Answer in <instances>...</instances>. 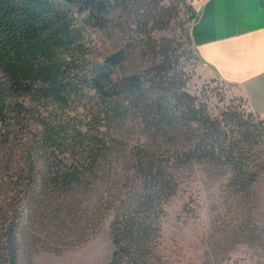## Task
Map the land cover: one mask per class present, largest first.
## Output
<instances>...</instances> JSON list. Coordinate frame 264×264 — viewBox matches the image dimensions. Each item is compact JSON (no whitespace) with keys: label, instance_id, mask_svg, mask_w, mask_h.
<instances>
[{"label":"trees","instance_id":"obj_1","mask_svg":"<svg viewBox=\"0 0 264 264\" xmlns=\"http://www.w3.org/2000/svg\"><path fill=\"white\" fill-rule=\"evenodd\" d=\"M180 2L0 0V264L108 210L106 264H152L182 170L225 165L237 194L264 171V117L188 89L190 26L155 35Z\"/></svg>","mask_w":264,"mask_h":264},{"label":"rangeland","instance_id":"obj_2","mask_svg":"<svg viewBox=\"0 0 264 264\" xmlns=\"http://www.w3.org/2000/svg\"><path fill=\"white\" fill-rule=\"evenodd\" d=\"M193 9L191 0H181L178 17L155 35L177 33L184 40L180 22L185 28L190 26L188 16ZM185 47L192 51L181 57L192 93L207 100L216 113L231 104L253 111L233 85L202 73L193 46ZM181 174L179 190L166 203L152 264H264V171L243 194L228 189L225 165L198 161ZM113 215V210H108L79 235L63 239L59 251L39 246L32 254L35 262L106 264L114 250Z\"/></svg>","mask_w":264,"mask_h":264},{"label":"crops","instance_id":"obj_3","mask_svg":"<svg viewBox=\"0 0 264 264\" xmlns=\"http://www.w3.org/2000/svg\"><path fill=\"white\" fill-rule=\"evenodd\" d=\"M202 73L233 85L264 117V0H191Z\"/></svg>","mask_w":264,"mask_h":264}]
</instances>
